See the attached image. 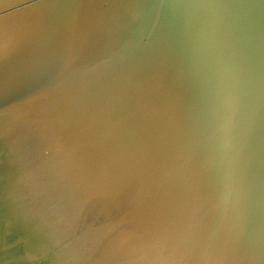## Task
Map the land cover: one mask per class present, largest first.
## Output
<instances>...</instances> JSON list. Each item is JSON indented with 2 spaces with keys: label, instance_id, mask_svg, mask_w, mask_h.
I'll return each instance as SVG.
<instances>
[{
  "label": "water",
  "instance_id": "1",
  "mask_svg": "<svg viewBox=\"0 0 264 264\" xmlns=\"http://www.w3.org/2000/svg\"><path fill=\"white\" fill-rule=\"evenodd\" d=\"M0 264H264V0H0Z\"/></svg>",
  "mask_w": 264,
  "mask_h": 264
}]
</instances>
